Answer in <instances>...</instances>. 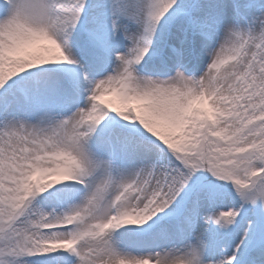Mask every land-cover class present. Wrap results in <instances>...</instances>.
<instances>
[{
  "label": "snow or ice",
  "instance_id": "6c2138e0",
  "mask_svg": "<svg viewBox=\"0 0 264 264\" xmlns=\"http://www.w3.org/2000/svg\"><path fill=\"white\" fill-rule=\"evenodd\" d=\"M0 264H264V0H0Z\"/></svg>",
  "mask_w": 264,
  "mask_h": 264
}]
</instances>
